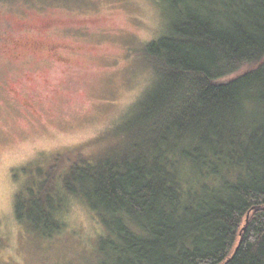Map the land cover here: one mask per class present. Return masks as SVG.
Returning <instances> with one entry per match:
<instances>
[{"label": "trees", "instance_id": "16d2710c", "mask_svg": "<svg viewBox=\"0 0 264 264\" xmlns=\"http://www.w3.org/2000/svg\"><path fill=\"white\" fill-rule=\"evenodd\" d=\"M158 2L169 25L143 49L156 79L138 111L38 170L16 215L51 236L83 199L106 229L98 264H264V0Z\"/></svg>", "mask_w": 264, "mask_h": 264}, {"label": "rangeland", "instance_id": "374dc122", "mask_svg": "<svg viewBox=\"0 0 264 264\" xmlns=\"http://www.w3.org/2000/svg\"><path fill=\"white\" fill-rule=\"evenodd\" d=\"M169 18L158 0H0V264H98L106 229L83 199L67 195L62 229L43 236L18 219L16 195L138 111L156 79L143 49Z\"/></svg>", "mask_w": 264, "mask_h": 264}]
</instances>
